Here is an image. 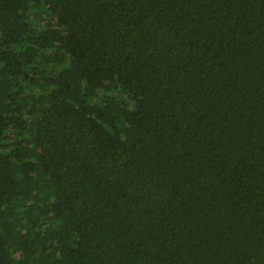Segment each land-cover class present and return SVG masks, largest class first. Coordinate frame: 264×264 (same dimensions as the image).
Returning a JSON list of instances; mask_svg holds the SVG:
<instances>
[{
  "label": "trees",
  "instance_id": "16d2710c",
  "mask_svg": "<svg viewBox=\"0 0 264 264\" xmlns=\"http://www.w3.org/2000/svg\"><path fill=\"white\" fill-rule=\"evenodd\" d=\"M0 264H264V0H0Z\"/></svg>",
  "mask_w": 264,
  "mask_h": 264
}]
</instances>
